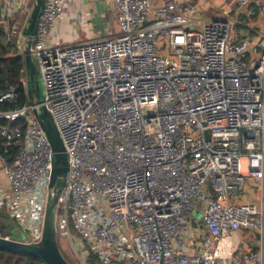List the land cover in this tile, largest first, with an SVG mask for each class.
I'll use <instances>...</instances> for the list:
<instances>
[{
	"label": "built area",
	"instance_id": "2783aa9c",
	"mask_svg": "<svg viewBox=\"0 0 264 264\" xmlns=\"http://www.w3.org/2000/svg\"><path fill=\"white\" fill-rule=\"evenodd\" d=\"M73 1L45 0L32 45L69 162L57 237L84 244L82 264H264V0H223L207 19L205 0H109L118 33L54 43ZM0 26L23 55L12 5ZM33 108L0 112L22 120L0 127V209L27 243L56 192Z\"/></svg>",
	"mask_w": 264,
	"mask_h": 264
},
{
	"label": "water",
	"instance_id": "95a60500",
	"mask_svg": "<svg viewBox=\"0 0 264 264\" xmlns=\"http://www.w3.org/2000/svg\"><path fill=\"white\" fill-rule=\"evenodd\" d=\"M45 0H34L32 10L22 31V51L25 60L27 93L29 103L43 128L53 151V168L50 188H56L48 198L43 235L40 241L27 243L17 226L8 229L0 225V249H9L39 258L44 264H71L64 256L57 240L55 210L57 195L65 185L69 170L68 155L56 127L55 121L44 104V90L41 81L39 59L32 51L39 18L44 10ZM0 218L9 220V215L0 209ZM257 247L256 245H254Z\"/></svg>",
	"mask_w": 264,
	"mask_h": 264
},
{
	"label": "crops",
	"instance_id": "0c3cea01",
	"mask_svg": "<svg viewBox=\"0 0 264 264\" xmlns=\"http://www.w3.org/2000/svg\"><path fill=\"white\" fill-rule=\"evenodd\" d=\"M214 1L217 4L212 9L217 13L223 0ZM7 4L14 7L19 23L24 26L32 10V0H17V2L16 0H3V5ZM208 7H206L205 11L210 9L207 10ZM118 12L117 5L109 0H77L65 3L63 6V17L52 30L51 41L54 43L59 41L66 43L62 38L68 34H71L67 37L70 39H67L70 43L93 36L114 35L119 32ZM79 29L83 32L81 39H77L80 36ZM73 37H76V40Z\"/></svg>",
	"mask_w": 264,
	"mask_h": 264
},
{
	"label": "trees",
	"instance_id": "16d2710c",
	"mask_svg": "<svg viewBox=\"0 0 264 264\" xmlns=\"http://www.w3.org/2000/svg\"><path fill=\"white\" fill-rule=\"evenodd\" d=\"M2 6L3 0H0V14ZM24 68L25 60L23 55L20 54L17 46L8 39L4 28L0 26V93H8L12 87L16 94L14 99L6 98L0 101V112L10 111L29 103L27 88L21 82ZM18 122H22V120L12 122L5 117H0V127L3 125L14 126ZM9 151L14 154L16 148L10 147ZM4 152L5 147L1 145L0 141V154H4ZM89 257L96 261L94 254H90ZM0 264H42V261L22 252L0 249Z\"/></svg>",
	"mask_w": 264,
	"mask_h": 264
},
{
	"label": "rangeland",
	"instance_id": "374dc122",
	"mask_svg": "<svg viewBox=\"0 0 264 264\" xmlns=\"http://www.w3.org/2000/svg\"><path fill=\"white\" fill-rule=\"evenodd\" d=\"M184 1H188V0H184ZM212 0H205V4L207 6H210L211 8L208 11L203 12L202 17L207 19V18H212L216 12L214 11V9H212ZM33 2L34 0H32V7H33ZM22 25V23H21ZM80 30V36L77 39H81L83 36V32ZM69 32V30H68ZM71 34H68L66 37H63L62 40L66 43H70L68 42L67 38L68 36H70ZM73 39L76 40V37H73ZM70 40V39H69ZM72 41V40H71ZM246 168V167H245ZM244 193L246 194L247 199H255L259 196V188L257 187L254 179L252 177H246V181H245V185H244ZM250 193L249 195L247 193ZM0 225L5 228L8 229L10 227H14L17 226L16 223L13 222L12 219L9 218V220H4L0 218ZM58 240V244L64 254V256L72 263V264H82L81 262V258H83L84 260H86L87 258V248L84 246V244L80 243V242H76L75 248L72 245L71 241L65 237V236H58L57 237ZM80 253L78 254L77 252ZM81 257V258H80ZM89 257V256H88Z\"/></svg>",
	"mask_w": 264,
	"mask_h": 264
}]
</instances>
